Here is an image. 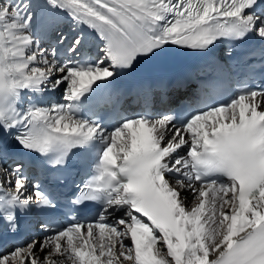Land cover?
Segmentation results:
<instances>
[{"label":"snow or ice","instance_id":"obj_1","mask_svg":"<svg viewBox=\"0 0 264 264\" xmlns=\"http://www.w3.org/2000/svg\"><path fill=\"white\" fill-rule=\"evenodd\" d=\"M192 57L221 79L233 60L258 66L259 86L186 104L190 76L171 69ZM124 80L132 117L104 111ZM64 85L66 103L42 106ZM93 153L77 183L73 158ZM17 156L55 187L4 167ZM0 169V264H264V0H0Z\"/></svg>","mask_w":264,"mask_h":264},{"label":"bare ground","instance_id":"obj_2","mask_svg":"<svg viewBox=\"0 0 264 264\" xmlns=\"http://www.w3.org/2000/svg\"><path fill=\"white\" fill-rule=\"evenodd\" d=\"M59 31L62 32L67 38H70V39H73V37L78 34V28L70 20H68L64 24H62ZM50 35L52 37L51 40L55 41L57 39L58 33L57 34H50ZM58 46L59 45H57V48H58ZM44 49L47 50V52L49 53V59H51L50 53H51L52 48H51L50 44L48 43L46 48H44ZM58 76H59V74H57V76L55 78H58ZM66 87H67V85H64L62 87H58L55 90H52L50 88L46 89L45 94L43 95V101L47 102V104L45 106H50V105L55 104V103H66V100L63 96L64 90ZM28 95L31 96L32 94L28 93ZM2 178L3 177L0 176V179H2ZM5 187H7V185H5ZM120 214L121 213L119 211H117L116 213H113V216H119ZM126 243H127V241H126ZM157 247H159V244L157 245ZM59 259H62V258H59ZM210 259H211V255H210Z\"/></svg>","mask_w":264,"mask_h":264}]
</instances>
